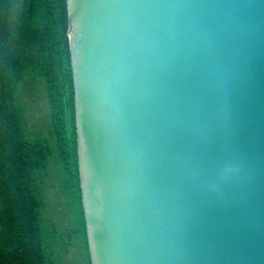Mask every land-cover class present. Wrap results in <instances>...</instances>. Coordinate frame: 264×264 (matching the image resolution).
<instances>
[{"label":"water","instance_id":"water-1","mask_svg":"<svg viewBox=\"0 0 264 264\" xmlns=\"http://www.w3.org/2000/svg\"><path fill=\"white\" fill-rule=\"evenodd\" d=\"M90 264H264V0H66Z\"/></svg>","mask_w":264,"mask_h":264},{"label":"trees","instance_id":"trees-1","mask_svg":"<svg viewBox=\"0 0 264 264\" xmlns=\"http://www.w3.org/2000/svg\"><path fill=\"white\" fill-rule=\"evenodd\" d=\"M13 43L21 47L18 54ZM28 80L42 84L49 108L37 134L29 131L20 102V85ZM76 152L66 0H0V264H57L71 241L90 264ZM51 167L74 225L66 237L45 207ZM56 236L59 249L53 248Z\"/></svg>","mask_w":264,"mask_h":264},{"label":"rangeland","instance_id":"rangeland-1","mask_svg":"<svg viewBox=\"0 0 264 264\" xmlns=\"http://www.w3.org/2000/svg\"><path fill=\"white\" fill-rule=\"evenodd\" d=\"M13 50L15 54H18L21 50V47L18 44L13 43ZM33 59L34 61L32 62V65H34L39 60V57H35ZM32 73V71L29 72V74ZM20 91L22 95L20 102L21 105H25V117L28 119L27 124L29 131H32L34 134L39 133V130L44 131L46 125L45 122H47V116L49 113L44 87L38 81L35 82L28 80L24 81L20 85ZM44 182V199L46 202L45 207L47 210V214H52L55 226H58L60 229H62L63 234L66 237L67 232L65 229L72 228L74 225L71 223V221H68L69 216L64 213L66 205L61 195L60 178H58L57 173L53 170L52 167L45 176ZM71 236H73V234H71ZM44 237L45 240L48 241V243L51 242V236L47 228L44 232ZM59 241L60 239L58 238V236H56L53 245L54 249H59L57 248L58 244H60ZM71 243L72 247H69L66 250V255H60L59 259L57 260V264L84 263V260L80 257V252L82 250H76V245L74 247L73 241H71Z\"/></svg>","mask_w":264,"mask_h":264}]
</instances>
